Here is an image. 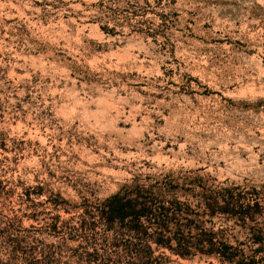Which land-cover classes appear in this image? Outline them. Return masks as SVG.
Returning <instances> with one entry per match:
<instances>
[{
    "label": "rangeland",
    "instance_id": "374dc122",
    "mask_svg": "<svg viewBox=\"0 0 264 264\" xmlns=\"http://www.w3.org/2000/svg\"><path fill=\"white\" fill-rule=\"evenodd\" d=\"M168 173L255 188L197 220L264 264V0H0V264H125L85 210Z\"/></svg>",
    "mask_w": 264,
    "mask_h": 264
},
{
    "label": "trees",
    "instance_id": "16d2710c",
    "mask_svg": "<svg viewBox=\"0 0 264 264\" xmlns=\"http://www.w3.org/2000/svg\"><path fill=\"white\" fill-rule=\"evenodd\" d=\"M178 180L168 173L164 181L154 184H142L137 178L122 184L85 210L89 218L85 221L87 230L95 231L101 224L107 246L122 254L128 260L125 264H170V256L183 261L198 257L215 259L220 264H258L255 258H243L235 246L219 240L213 228H205L197 220L201 214L208 216L212 224L219 214L244 222L251 220L262 207L254 197L258 191L254 188L249 192L237 184L206 188L202 178L184 184ZM196 188L202 191V201L193 205L181 200L193 196ZM246 199L250 202L241 203ZM58 223L54 231L59 229ZM254 242L263 244V239L256 237ZM99 258L96 251L90 253L89 261L96 263Z\"/></svg>",
    "mask_w": 264,
    "mask_h": 264
}]
</instances>
